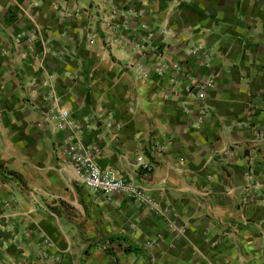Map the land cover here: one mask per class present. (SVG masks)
I'll return each mask as SVG.
<instances>
[{"label":"crops","instance_id":"crops-1","mask_svg":"<svg viewBox=\"0 0 264 264\" xmlns=\"http://www.w3.org/2000/svg\"><path fill=\"white\" fill-rule=\"evenodd\" d=\"M0 264H264V0H0Z\"/></svg>","mask_w":264,"mask_h":264},{"label":"built area","instance_id":"built-area-1","mask_svg":"<svg viewBox=\"0 0 264 264\" xmlns=\"http://www.w3.org/2000/svg\"><path fill=\"white\" fill-rule=\"evenodd\" d=\"M208 87V82L205 81L196 86H192L191 89L189 88V92L194 94L195 89H197L195 94V96H197V94L206 92ZM50 107L52 126L59 131L74 133V138L78 139V135L74 132L77 125L71 119L70 115L66 111L59 110L55 104ZM257 135L259 138L262 137L261 133H257ZM73 143L66 144L62 157L64 162L73 169L74 179L77 183L83 185L91 192L103 196L128 195L135 197L138 201L142 200L143 195L138 188L131 186L124 179L117 177L113 172L101 171L95 165L92 153L88 150L79 148L76 141H73ZM158 150H160V147H158ZM228 153L230 154L231 152ZM257 160V153L253 151L251 161L254 162ZM137 163L140 169L145 172H150L153 169L151 162L144 156L138 157ZM172 224L175 223L172 222Z\"/></svg>","mask_w":264,"mask_h":264},{"label":"trees","instance_id":"trees-1","mask_svg":"<svg viewBox=\"0 0 264 264\" xmlns=\"http://www.w3.org/2000/svg\"><path fill=\"white\" fill-rule=\"evenodd\" d=\"M108 243H109V244H113V243H114V240H113V239H110V240L108 241ZM131 252H132V249H130V248L124 250V253H125V254H129V253H131Z\"/></svg>","mask_w":264,"mask_h":264},{"label":"rangeland","instance_id":"rangeland-1","mask_svg":"<svg viewBox=\"0 0 264 264\" xmlns=\"http://www.w3.org/2000/svg\"><path fill=\"white\" fill-rule=\"evenodd\" d=\"M257 157L259 158V156L257 155ZM254 162H256V161H254Z\"/></svg>","mask_w":264,"mask_h":264}]
</instances>
